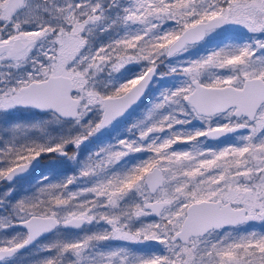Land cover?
<instances>
[{"label":"rangeland","instance_id":"obj_1","mask_svg":"<svg viewBox=\"0 0 264 264\" xmlns=\"http://www.w3.org/2000/svg\"><path fill=\"white\" fill-rule=\"evenodd\" d=\"M6 2L0 0V24L7 23L0 42L37 41L18 61L0 57V248L24 242L17 223L32 215L87 222L58 229L2 264H264V106L245 134L217 145L204 134L230 125L231 112L204 117L186 103L194 80L239 86L264 79V0H229L223 11L186 21L169 16L166 0H27L7 22ZM155 7L169 12L161 24ZM216 17L224 19L221 28L167 56L183 29ZM153 67L155 82L131 132L150 128L154 137L125 133L110 142L117 126L96 128L103 98L123 94ZM52 75L71 78L76 119L13 104L22 86ZM23 165L29 173L8 182L6 172ZM153 166L165 179L156 194L144 184ZM155 200L170 202L158 218L146 210ZM202 200L244 206L254 221L181 245L173 235L186 207Z\"/></svg>","mask_w":264,"mask_h":264},{"label":"water","instance_id":"obj_2","mask_svg":"<svg viewBox=\"0 0 264 264\" xmlns=\"http://www.w3.org/2000/svg\"><path fill=\"white\" fill-rule=\"evenodd\" d=\"M25 0H8L5 12L8 17L15 16L22 10ZM224 19L216 17L201 21L185 28L167 47V56L178 55L185 45L197 44L206 38L209 31L223 26ZM33 37L16 36L8 41L0 42V56L6 54L8 58L20 60L35 45ZM157 68L147 69L146 72L126 92L116 96H107L102 100L103 111L99 129L110 126L115 120L128 114L138 105L156 78ZM192 91L186 98L198 115L212 117L235 108L237 117L253 121L261 105L264 104V80L248 78L242 88L233 85L207 86L198 80L191 82ZM21 94L13 98L17 108L36 110L40 113L53 112L63 120H74L79 114L80 100L74 96L75 87L70 77L52 75L41 81H32L20 89ZM248 125L240 124L234 127H216L205 132V137L211 141L226 140L232 135L244 133ZM30 171L29 165L18 166L7 175L8 181L23 177ZM145 184L150 193H156L164 185L163 171L154 167L148 171ZM168 201L152 202L146 206L150 216L160 217ZM254 216L247 213L245 207L233 208L222 201L202 200L188 205L186 216L180 229L174 234V239L183 245L190 239L203 237L209 231L249 225ZM82 217H74L64 223L65 228L79 229L85 224ZM27 232V238L21 245L0 249V264L10 260L38 241L46 238L60 227V221L54 216L32 215L17 224Z\"/></svg>","mask_w":264,"mask_h":264},{"label":"flooded vegetation","instance_id":"obj_3","mask_svg":"<svg viewBox=\"0 0 264 264\" xmlns=\"http://www.w3.org/2000/svg\"><path fill=\"white\" fill-rule=\"evenodd\" d=\"M26 1L27 0H25V3H26ZM7 2H8V0H7ZM7 2H6V4H7ZM25 3H24V6H25ZM24 6H23V8H24ZM5 7H6V5L4 6V7H2V12H3V14L4 15H7V13L5 12ZM23 8H22V10H23ZM21 10V11H22ZM21 11H19L15 16H13V17H11V18H9V17H7V22H12L13 21V19H15L16 17H17V15L21 12ZM8 16V15H7ZM5 20V19H4ZM1 22V21H0ZM5 24H7V23H5ZM4 23L1 25L0 24V28L1 27H4L3 25H5ZM5 27L7 28V25H5ZM5 28V29H6ZM184 30V29H183ZM182 30V31H183ZM213 31V30H212ZM211 31H209L208 33H207V35L210 33ZM206 35V36H207ZM24 37V36H23ZM26 37V36H25ZM11 40V39H10ZM205 40V39H204ZM203 40V41H204ZM3 41H8V40H6V39H2V41L1 42H3ZM37 41V40H36ZM203 41H201V42H203ZM200 42V43H201ZM36 44V43H35ZM199 43H197V44H192V45H185L184 46V48H186V47H191V46H196V45H198ZM35 46V45H34ZM183 48V49H184ZM182 49V50H183ZM2 56H5L8 60H10V61H18V60H15V59H10V58H8L7 57V55L6 54H3ZM1 57V56H0ZM174 58V57H173ZM146 72V71H145ZM144 72V73H145ZM143 73V74H144ZM256 77H258V76H254V77H250V78H256ZM141 78V77H140ZM259 78H261V77H259ZM156 79V78H155ZM155 79L153 80V82L151 83V85H150V87L153 85V83L155 82ZM246 79H248V78H246ZM246 79H244V81H243V83L241 84V85H239V86H235V85H233V86H235L236 88H242V86H243V84H244V82H245V80ZM261 79H263V78H261ZM264 80V79H263ZM149 87V88H150ZM149 88H148V90H149ZM148 92V91H147ZM147 94V93H146ZM145 94V95H146ZM145 97V96H144ZM144 99V98H143ZM143 99H142V101H143ZM142 101L138 104V105H136L128 114H126L125 116H123V117H121V118H118L117 120H115L110 126H108L107 128H104V129H99V124H100V120H99V122H98V124H97V126H96V128H97V131H101V130H106V129H108V128H110V127H112V126H114V132L112 133V134H107V136H106V138L108 139V140H110V142H115L119 137H122L121 135L122 134H125L126 133V137H128V135L129 134H131V136L134 138H137V136L139 137L140 135H144V136H146V138H147V136L148 137H154L153 135H150V134H153V132H150V128H148V129H145L144 131H143V133L142 134H140V133H136V132H131V129H132V127H134V122H135V116L137 115V113H138V111L143 107V103H142ZM264 106V104L263 105H261V107H260V109H259V111L257 112V114H256V116L258 115V113L260 112V110H261V108ZM231 112V114H232V118H233V122L230 124V125H226V126H221V127H224V128H227V127H234V126H237V125H240V124H246V125H248V129L246 130V132L249 130V123H252V122H254L255 120H256V116H255V118H254V120L253 121H249L247 118H244L243 116L242 117H237L235 114H234V112H235V108H233V109H230V110H228V111H226V112H224V113H219V114H217V115H214V116H212V117H215V116H218V115H222V114H226L227 112ZM102 116V115H101ZM211 118V117H210ZM120 119H124V121H120L119 122V120ZM130 130V131H129ZM208 131V130H207ZM246 132H244V133H239V134H236V135H232L231 137H229L228 139H226V140H220V141H209L206 137H205V139L207 140V142H209L210 144H217V145H221V144H224L225 142H227V141H229L230 139H232V138H237V136H242L243 134H245ZM137 135V136H136ZM204 136H205V134H204ZM144 156V155H143ZM142 156V157H143ZM128 158H130V159H134V158H136L137 156L136 155H131L130 157L129 156H127ZM126 157V158H127ZM235 160V159H234ZM232 161V160H231ZM242 163H244V160H242ZM154 167H159V166H153L150 170H148V171H151ZM16 168V167H15ZM160 168V167H159ZM161 170H162V168H160ZM13 170V169H12ZM11 171V169H9L7 172H6V174H5V177H7V175L9 174V172ZM148 171H147V173H148ZM146 173V174H147ZM146 174H145V177H146ZM224 174H225V170H224ZM163 175H164V173H163ZM241 175L239 174V176L238 177H240ZM145 177H144V184H145ZM8 180V179H7ZM9 182V181H8ZM164 185H165V179H164ZM163 185V186H164ZM145 186H146V184H145ZM147 187V186H146ZM163 188V187H162ZM161 189V188H160ZM160 189H158L157 190V192L160 190ZM156 192V193H157ZM150 193V192H149ZM156 193H153V194H156ZM150 194H152V193H150ZM157 201H167V200H155V201H152V202H157ZM216 201H222V200H216ZM152 202H150V203H152ZM169 202V201H168ZM223 202V201H222ZM149 203V204H150ZM223 203H229V204H231L232 205V207L233 208H240V207H244V206H238V207H235L232 203H230V202H223ZM191 204V203H190ZM190 204H188V205H190ZM148 205V204H147ZM146 205V206H147ZM188 205H187V207H188ZM170 206V202H169V205L164 209V211L168 208ZM187 207H186V210H187ZM246 208V207H245ZM148 211V210H147ZM163 211V212H164ZM149 212V211H148ZM247 213L248 214H250L249 212H248V210H247ZM185 214H186V211H185ZM252 215V214H251ZM55 217V216H54ZM152 217V216H151ZM72 218H74V217H72ZM72 218H69V219H67V220H64V221H62V220H60V219H58L59 221H60V227L59 228H57L54 232H56L58 229H64V230H77V229H70V228H65V226H64V223L66 222V221H68V220H70V219H72ZM82 218H84V217H82ZM153 218H156V217H153ZM85 219V218H84ZM86 220V219H85ZM184 221V220H183ZM86 222H87V220H86ZM86 222H85V224H86ZM18 224V223H17ZM84 224V225H85ZM83 225V226H84ZM18 226V225H17ZM82 226V227H83ZM242 226V225H241ZM241 226H238V227H241ZM19 227V226H18ZM81 227V228H82ZM238 227H227V228H225V229H220V230H218V231H222V230H229V229H231V228H238ZM80 229V228H79ZM24 230V229H23ZM25 231V230H24ZM218 231H215V230H212V231H209L206 235H208L209 233H211V232H218ZM26 232V231H25ZM53 232V233H54ZM52 233V234H53ZM51 235V234H50ZM205 235V236H206ZM204 237V236H203ZM26 238H27V232H26ZM26 238H25V240H26ZM198 238H200V237H197V238H192V239H190V241L187 243V244H189V243H191V241L192 240H194V239H198ZM173 239H174V235H173ZM25 240H24V242H25ZM174 241H176L175 239H174ZM23 242V243H24ZM39 242V241H38ZM37 242V243H38ZM176 242H179L181 245H183L180 241H176ZM37 243H35L34 245H36ZM22 243H20L19 245H21ZM187 244H185V245H187ZM34 245H32L31 247H33ZM15 246H17V245H15ZM11 247H13V246H11ZM31 247H29L28 249H30ZM8 248V247H7ZM0 249H2V248H0ZM27 249V250H28ZM26 250V251H27ZM25 251V252H26ZM25 252H23V253H25ZM23 253H20V254H18V255H21V254H23ZM17 255V256H18ZM16 257V256H15ZM15 257H13V258H15ZM7 261V260H6ZM4 262V261H3ZM2 262V263H3ZM1 263V264H2Z\"/></svg>","mask_w":264,"mask_h":264},{"label":"trees","instance_id":"obj_4","mask_svg":"<svg viewBox=\"0 0 264 264\" xmlns=\"http://www.w3.org/2000/svg\"><path fill=\"white\" fill-rule=\"evenodd\" d=\"M168 2L170 15L173 16V18H176V16H180L182 20H188L194 15H199L205 13V11L209 10H217L221 9L222 11L226 9V6L229 3V0H166ZM164 11H160L159 9H156L154 12V17L157 19L156 22H163L166 18H163L165 13H169L166 11V8H163ZM183 29V25L180 30ZM226 176H230V172H225ZM36 189V188H34ZM31 195V194H30ZM239 228V227H238ZM234 229V228H233Z\"/></svg>","mask_w":264,"mask_h":264}]
</instances>
